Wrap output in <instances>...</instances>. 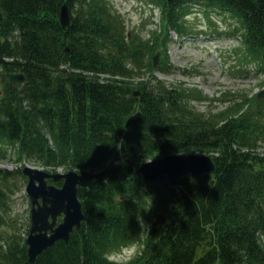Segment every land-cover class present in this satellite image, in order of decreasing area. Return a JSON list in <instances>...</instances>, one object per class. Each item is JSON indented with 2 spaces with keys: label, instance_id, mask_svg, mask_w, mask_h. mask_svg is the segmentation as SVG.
<instances>
[{
  "label": "trees",
  "instance_id": "obj_1",
  "mask_svg": "<svg viewBox=\"0 0 264 264\" xmlns=\"http://www.w3.org/2000/svg\"><path fill=\"white\" fill-rule=\"evenodd\" d=\"M147 1L160 23L146 38L110 0H0V158L11 149L95 182L79 190L80 231L31 263L9 212L14 172L0 169V264H105L106 250L128 243L143 249L135 264H264V99L202 112L192 104L208 99L201 90L154 68L158 53L170 65L173 32L199 33L191 15L214 23L217 12L238 20L241 62L263 72L264 0ZM14 73L26 75L20 88L1 78ZM172 154L208 155L216 170L177 186L146 182L141 166Z\"/></svg>",
  "mask_w": 264,
  "mask_h": 264
},
{
  "label": "rangeland",
  "instance_id": "obj_2",
  "mask_svg": "<svg viewBox=\"0 0 264 264\" xmlns=\"http://www.w3.org/2000/svg\"><path fill=\"white\" fill-rule=\"evenodd\" d=\"M110 1L123 14L130 31H139L147 38L151 29L158 28L159 11L147 0ZM210 15L215 23H211L203 13L191 15L189 22L196 32L199 31L197 36L180 38L173 34L170 65L160 63L158 67L165 71L156 74L169 85L198 88L208 99L192 104L202 112L217 113L233 102L250 99L263 92L264 71H258L255 66L241 62L243 56L239 51V34H232L230 31L240 26L238 20L229 14L213 12ZM27 166L44 169L28 161H17V156L11 149L5 158H0V169L14 172L9 178L13 191L9 212L23 237L28 236L31 228L32 206L26 192L28 178L19 172Z\"/></svg>",
  "mask_w": 264,
  "mask_h": 264
},
{
  "label": "water",
  "instance_id": "obj_3",
  "mask_svg": "<svg viewBox=\"0 0 264 264\" xmlns=\"http://www.w3.org/2000/svg\"><path fill=\"white\" fill-rule=\"evenodd\" d=\"M4 14L0 10V23ZM61 24L64 29L71 25V15L67 4L63 6ZM160 55L154 60L158 67ZM12 86L22 87L26 82L24 73L2 74ZM134 96L139 97L140 92ZM264 92L259 96L262 98ZM142 120L141 113L136 115ZM216 165L212 157L200 154H172L161 159L150 160L144 163L140 172L147 182H156L166 179L173 186H177L184 177L196 178L204 174L213 173ZM23 174L28 178L27 195L30 198L31 229L27 238L28 255L31 263L59 241L69 242L71 235L80 231L86 216L79 199V188H95V182L88 174H79L76 171L65 174L48 173L45 170L27 166ZM49 180L55 183L63 181L62 188L50 185ZM64 215L63 222L58 225V218ZM52 220V222H51Z\"/></svg>",
  "mask_w": 264,
  "mask_h": 264
},
{
  "label": "clouds",
  "instance_id": "obj_4",
  "mask_svg": "<svg viewBox=\"0 0 264 264\" xmlns=\"http://www.w3.org/2000/svg\"><path fill=\"white\" fill-rule=\"evenodd\" d=\"M138 223L140 224V228L146 229L147 231L150 230V226L144 221L143 223L138 221ZM142 255L143 249L139 245L128 243L106 250L103 253L102 259L105 264H135Z\"/></svg>",
  "mask_w": 264,
  "mask_h": 264
},
{
  "label": "flooded vegetation",
  "instance_id": "obj_5",
  "mask_svg": "<svg viewBox=\"0 0 264 264\" xmlns=\"http://www.w3.org/2000/svg\"><path fill=\"white\" fill-rule=\"evenodd\" d=\"M63 218H64V215L58 218V225L63 222ZM51 222H52V220H51Z\"/></svg>",
  "mask_w": 264,
  "mask_h": 264
},
{
  "label": "bare ground",
  "instance_id": "obj_6",
  "mask_svg": "<svg viewBox=\"0 0 264 264\" xmlns=\"http://www.w3.org/2000/svg\"><path fill=\"white\" fill-rule=\"evenodd\" d=\"M2 78V77H1ZM3 79V78H2Z\"/></svg>",
  "mask_w": 264,
  "mask_h": 264
}]
</instances>
